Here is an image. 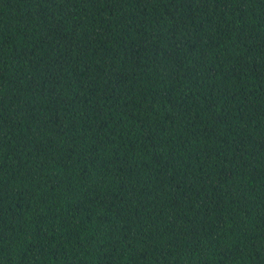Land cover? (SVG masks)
<instances>
[{
  "label": "trees",
  "instance_id": "16d2710c",
  "mask_svg": "<svg viewBox=\"0 0 264 264\" xmlns=\"http://www.w3.org/2000/svg\"><path fill=\"white\" fill-rule=\"evenodd\" d=\"M0 264H264V0H0Z\"/></svg>",
  "mask_w": 264,
  "mask_h": 264
}]
</instances>
